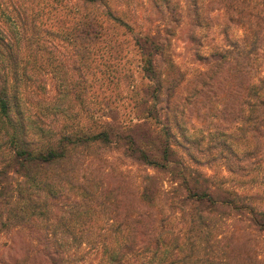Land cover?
<instances>
[{
  "label": "trees",
  "instance_id": "trees-1",
  "mask_svg": "<svg viewBox=\"0 0 264 264\" xmlns=\"http://www.w3.org/2000/svg\"><path fill=\"white\" fill-rule=\"evenodd\" d=\"M218 1L244 31L208 57L230 64L235 53L249 56L246 109L261 124L264 0H249L245 20L244 0ZM121 27L130 25L111 0H0V237H19L0 238V264H264L236 245L239 230L264 233V208L221 191L178 142L172 98L183 73L169 49L171 24L165 36H131L142 80L126 97L133 116L120 119ZM68 95L73 107L64 105ZM100 149L143 167L137 207L118 210L114 186L88 169ZM233 218L247 224L229 229Z\"/></svg>",
  "mask_w": 264,
  "mask_h": 264
},
{
  "label": "rangeland",
  "instance_id": "rangeland-1",
  "mask_svg": "<svg viewBox=\"0 0 264 264\" xmlns=\"http://www.w3.org/2000/svg\"><path fill=\"white\" fill-rule=\"evenodd\" d=\"M173 1L166 6L164 0H111L122 10L123 19L130 25L129 28L115 29L121 34L122 40L119 67L127 75L122 78L124 82L121 80V85L114 89L118 96V115L125 120L133 116L132 99L126 97L134 95L130 85L142 80L136 51L129 44L131 36L149 29L165 36L171 24L174 32L169 49L183 73V80L176 87L172 98L174 119L180 123L179 132L183 137H179L178 142H186L192 148L197 158L195 165L205 174H212L221 191L235 189L248 194L249 203L257 209H263L264 122L252 124L246 109L249 56L235 53L238 58L230 64H221L208 57L212 48L227 47L229 42L238 39L243 34V26L234 11L220 8L218 0ZM259 1L262 0H253V3L258 4ZM248 2H243L244 20L247 18ZM173 17L178 18L175 23L171 21ZM252 66L253 72L255 63ZM68 83H71L69 88H72L73 82L69 80ZM82 96L86 100V90L82 91ZM69 99L68 95L64 105L73 107ZM28 100L34 103L30 106L37 108L34 97L28 96ZM64 105L59 107V111L68 108ZM43 116L51 119L57 117L52 113ZM98 154V159L87 162L88 169L92 173L99 171L96 180L114 186L123 201L118 210L123 206L137 207L140 203L136 185L139 184L143 167L114 150L100 149ZM162 177L165 180L164 187L169 188L166 182L168 177ZM246 224L247 221L233 218L228 221V228L238 230ZM236 237L240 251L264 260L263 232L239 230ZM0 238L11 242L19 237L14 234L13 239L11 235Z\"/></svg>",
  "mask_w": 264,
  "mask_h": 264
}]
</instances>
